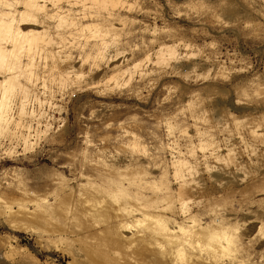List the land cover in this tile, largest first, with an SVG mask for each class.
<instances>
[{"label":"rangeland","instance_id":"374dc122","mask_svg":"<svg viewBox=\"0 0 264 264\" xmlns=\"http://www.w3.org/2000/svg\"><path fill=\"white\" fill-rule=\"evenodd\" d=\"M127 2L111 20L91 21L113 27L120 51L114 59L94 62L92 41L70 40L69 31L46 26L54 42L36 61L38 81L24 101L29 114L20 116V98L13 97L10 122L0 130V264H129L128 256L136 264H168L155 243L111 242L118 218L108 196L96 227L65 208L85 187L104 186L121 171L144 170L155 181L161 176L173 191L175 150L193 148L202 162L196 146L204 134L223 153L226 146L243 150L252 126L264 129V0ZM161 44L175 50L168 63L156 61ZM49 67L72 72L58 86L47 78ZM127 68L132 77L115 84L113 76ZM234 119L245 123L236 128ZM131 142L144 152L129 154ZM246 165L254 181L224 192L208 188L207 174L200 175L202 185L190 195L196 223L209 222L210 205L216 212L223 205L237 209L239 222L261 211L264 168ZM164 215L173 223L172 213ZM252 249L264 253V245ZM245 256L248 264H264V254ZM230 257L207 264H235L238 257Z\"/></svg>","mask_w":264,"mask_h":264},{"label":"bare ground","instance_id":"6f19581e","mask_svg":"<svg viewBox=\"0 0 264 264\" xmlns=\"http://www.w3.org/2000/svg\"><path fill=\"white\" fill-rule=\"evenodd\" d=\"M129 6L127 0H0V130L10 122L9 106L13 97L20 98V116L29 114L24 101L33 96L30 86L38 81L36 61L45 59L47 44L54 42L46 26L56 31H69L66 33L70 40L92 41L90 55L94 62L106 55L114 59L120 51L113 27L91 21L99 17L109 21L116 7ZM18 23L38 27L22 29ZM174 51L172 45H159L155 51L156 61L168 63ZM71 72V69L57 72L49 67L47 78L61 86ZM133 73L129 68L119 71L113 76V82L129 80ZM244 123L241 119L233 121L236 128ZM248 135L250 139L244 143L243 150L226 146L220 153L204 134L205 141L196 146L204 152L202 162L197 160L193 148L186 152L175 150L169 161L173 191L170 181L161 176L155 181L149 180L144 170L121 171L114 178H107L104 186L85 187L76 201L65 208V214L77 212L96 227L103 222L101 219L111 205L118 218L111 236H114L111 240L114 244L133 248L135 242L155 243L168 264H207L221 261L224 255L238 257L235 264H246L248 257L245 255L264 254L252 249L264 245V206L259 213L239 222L235 219L237 209L223 205L216 212L210 205L205 208L209 222L200 224L192 213L190 195L202 185L199 182L202 173L207 174L208 188L221 192L231 185L254 181L246 162L254 171L264 168V129L254 125ZM199 136L202 138L201 132ZM127 152L143 153L144 148L131 142ZM105 196L109 197V205L105 203ZM167 211L172 213L173 223L165 218ZM177 215L183 217V222H176ZM245 222L249 223L246 227ZM243 227L249 233L242 230ZM100 245L110 249L108 244ZM136 261L134 256L126 258L129 264H136Z\"/></svg>","mask_w":264,"mask_h":264}]
</instances>
